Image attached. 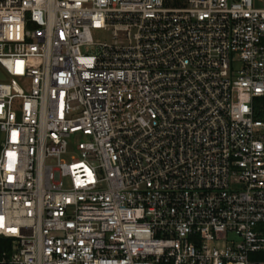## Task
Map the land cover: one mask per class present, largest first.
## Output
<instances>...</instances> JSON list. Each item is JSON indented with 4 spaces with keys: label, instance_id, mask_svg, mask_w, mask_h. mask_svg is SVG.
Instances as JSON below:
<instances>
[{
    "label": "built area",
    "instance_id": "2783aa9c",
    "mask_svg": "<svg viewBox=\"0 0 264 264\" xmlns=\"http://www.w3.org/2000/svg\"><path fill=\"white\" fill-rule=\"evenodd\" d=\"M0 73V264H264V0H0Z\"/></svg>",
    "mask_w": 264,
    "mask_h": 264
},
{
    "label": "rangeland",
    "instance_id": "374dc122",
    "mask_svg": "<svg viewBox=\"0 0 264 264\" xmlns=\"http://www.w3.org/2000/svg\"><path fill=\"white\" fill-rule=\"evenodd\" d=\"M94 36H95L96 39H100V40H107V41H111L112 40V36H111V34L109 32H103V31L95 32L94 33ZM92 50L93 49H89L90 52H88V53H91ZM83 139H84V137L81 134H79V133L74 134V135L71 136V138L69 139V148L71 149V153L69 155H64L63 156V158L65 160H70V155L77 153L76 152L77 144L80 141H82ZM8 246L3 247L1 249L0 258H1L2 251L7 250L8 249Z\"/></svg>",
    "mask_w": 264,
    "mask_h": 264
},
{
    "label": "trees",
    "instance_id": "16d2710c",
    "mask_svg": "<svg viewBox=\"0 0 264 264\" xmlns=\"http://www.w3.org/2000/svg\"><path fill=\"white\" fill-rule=\"evenodd\" d=\"M8 245V242L6 239L0 238V252L3 247H6Z\"/></svg>",
    "mask_w": 264,
    "mask_h": 264
},
{
    "label": "water",
    "instance_id": "95a60500",
    "mask_svg": "<svg viewBox=\"0 0 264 264\" xmlns=\"http://www.w3.org/2000/svg\"><path fill=\"white\" fill-rule=\"evenodd\" d=\"M0 77H2L3 78V75L0 73Z\"/></svg>",
    "mask_w": 264,
    "mask_h": 264
}]
</instances>
